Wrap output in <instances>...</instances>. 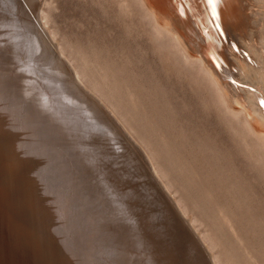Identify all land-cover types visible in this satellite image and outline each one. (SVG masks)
<instances>
[{"label": "rangeland", "instance_id": "obj_1", "mask_svg": "<svg viewBox=\"0 0 264 264\" xmlns=\"http://www.w3.org/2000/svg\"><path fill=\"white\" fill-rule=\"evenodd\" d=\"M25 2L63 61L53 69L83 107L48 68L36 72L40 86L83 120L36 123L38 93L15 87L13 74L44 47L17 1L0 0V240L10 238L12 255L25 264H102L84 229L69 240L78 230L57 190L44 187L42 159L23 152L22 137L35 136L101 168L117 159L145 264H264V136L223 104L142 1ZM60 127L70 133L61 138Z\"/></svg>", "mask_w": 264, "mask_h": 264}, {"label": "bare ground", "instance_id": "obj_2", "mask_svg": "<svg viewBox=\"0 0 264 264\" xmlns=\"http://www.w3.org/2000/svg\"><path fill=\"white\" fill-rule=\"evenodd\" d=\"M141 1L156 28L170 36L183 55L201 68L200 72L214 86L223 104L242 113L250 127L264 136V107L260 106L264 100V20L261 22L256 9L264 0H216L219 21L205 17L207 11L211 12L205 0ZM191 9L195 13L182 19ZM216 23L221 25L224 36L216 29ZM240 47L247 51V57L238 52ZM230 78L242 84H232ZM42 105L37 96L36 123L45 125L51 117L44 114ZM34 115L35 112L29 117ZM33 137H22L23 152L32 162L42 159L48 173L42 177L44 187L57 190L58 205L69 211L68 219L78 230L69 240L77 242L75 236L79 237L80 230L84 229L102 264H145V247L128 214L129 203L125 195L101 179L99 164L80 159L73 151L62 155L64 147L52 138L43 140L40 146ZM124 230L130 232L126 237Z\"/></svg>", "mask_w": 264, "mask_h": 264}, {"label": "water", "instance_id": "obj_3", "mask_svg": "<svg viewBox=\"0 0 264 264\" xmlns=\"http://www.w3.org/2000/svg\"><path fill=\"white\" fill-rule=\"evenodd\" d=\"M17 4L24 14L25 18L29 20L30 28L32 31L36 33L38 38L43 44L44 49H41L39 53H36L34 55L30 56V59H26L24 57L22 59L23 61L29 60L30 63H27L28 66H21L19 69L22 71H16L13 74V84H16L15 87H18L17 84L21 86H24L23 84H26L30 86L31 88L35 89L38 93V97L40 102L43 104L42 107L45 109V115H50L51 119H48L46 123H59L62 127H65L63 123H72L71 119L78 118L82 119V117L76 116L71 110H70V116L68 115V107L64 103H60V99L57 97L55 92L48 87L46 89H42L39 83V76L36 74V72L44 73L45 70L48 68L49 70L53 71V74L55 75L54 81L57 80V84L64 89L67 95H74L72 91H70L66 84L64 83L61 76H59V71H56L53 69L54 64L62 63L63 61L58 55V52L56 48L54 47L52 41L50 40L49 36L47 35L46 31L42 28L38 18L36 15L32 12V10L29 8L25 9L23 5L27 4L25 0H16ZM53 81V82H54ZM39 87V88H38ZM54 87V86H53ZM55 88V87H54ZM14 89L15 93H18V88H12ZM70 95V96H71ZM72 100L75 101L80 107H83V104L78 102V99L74 96H71ZM73 116V117H72ZM83 120V119H82ZM91 126V128H97V129H104L103 123L100 121H96L95 119L87 118V120H84ZM93 122V123H92ZM83 123V122H82ZM76 124H74V127ZM61 128V127H60ZM79 127L75 128L74 130L78 129ZM62 129V128H61ZM66 131H65V130ZM62 130H58L60 134H62L64 137H66V134L68 132L70 133L69 128H64ZM69 129V130H68ZM62 131V132H61ZM112 140L113 137H112ZM108 160V159H106ZM116 158L110 159L108 161H104V165L102 166L101 170V179L106 181L110 188H113L118 193L124 192L125 184L123 181L119 178V172L120 168L115 167L116 164ZM116 169V170H115ZM121 173V172H120ZM122 174V173H121ZM107 189L104 190L106 192ZM125 234V230H124ZM0 264H25L24 260L19 255H12L11 252V240L10 238L6 237L5 239L2 238L0 240Z\"/></svg>", "mask_w": 264, "mask_h": 264}, {"label": "snow or ice", "instance_id": "obj_4", "mask_svg": "<svg viewBox=\"0 0 264 264\" xmlns=\"http://www.w3.org/2000/svg\"><path fill=\"white\" fill-rule=\"evenodd\" d=\"M205 3H206V5H207L209 8H211L212 20H213V21H219L220 16H219L218 13H217V3H216V0H205ZM23 7H24L25 9H27V8H28V5L25 4V5H23ZM183 14H184V13L181 12V15H183ZM216 29L219 31V33H220L221 36H224V35H225V33L221 30V25H220L219 23H216ZM232 47L235 49V48H236V45L233 44ZM245 55H247V53H245ZM17 71H22V70H21V69H17ZM233 83H235V81H233ZM254 90H255V89H253V91H254ZM260 106H261V107H264V100H261V101H260Z\"/></svg>", "mask_w": 264, "mask_h": 264}]
</instances>
